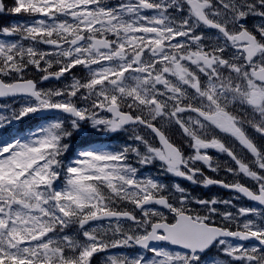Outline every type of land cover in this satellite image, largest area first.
Masks as SVG:
<instances>
[{
	"label": "snow or ice",
	"instance_id": "obj_1",
	"mask_svg": "<svg viewBox=\"0 0 264 264\" xmlns=\"http://www.w3.org/2000/svg\"><path fill=\"white\" fill-rule=\"evenodd\" d=\"M5 17L0 264H264V0Z\"/></svg>",
	"mask_w": 264,
	"mask_h": 264
},
{
	"label": "flooded vegetation",
	"instance_id": "obj_2",
	"mask_svg": "<svg viewBox=\"0 0 264 264\" xmlns=\"http://www.w3.org/2000/svg\"><path fill=\"white\" fill-rule=\"evenodd\" d=\"M214 193H218L221 197H227L229 195L227 192L219 188H212L211 190H208L209 195H213Z\"/></svg>",
	"mask_w": 264,
	"mask_h": 264
}]
</instances>
